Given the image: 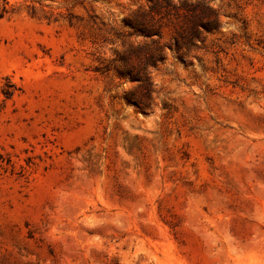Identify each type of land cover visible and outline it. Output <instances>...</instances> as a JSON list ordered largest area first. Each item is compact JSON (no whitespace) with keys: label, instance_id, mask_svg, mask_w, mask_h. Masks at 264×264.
<instances>
[{"label":"rangeland","instance_id":"rangeland-1","mask_svg":"<svg viewBox=\"0 0 264 264\" xmlns=\"http://www.w3.org/2000/svg\"><path fill=\"white\" fill-rule=\"evenodd\" d=\"M152 1L0 0V264H264V0Z\"/></svg>","mask_w":264,"mask_h":264},{"label":"trees","instance_id":"trees-1","mask_svg":"<svg viewBox=\"0 0 264 264\" xmlns=\"http://www.w3.org/2000/svg\"><path fill=\"white\" fill-rule=\"evenodd\" d=\"M202 4L204 5V8H201V12L208 13L211 10L210 6L204 2ZM166 6L168 7L172 6L173 8H176V5L172 2V0H153L149 8L141 12V15L138 21L139 26H137L139 27L140 31L145 34H150V35L156 34V35H159V37H161V32H160L161 30L158 26L159 18H157L156 16L159 15L160 17H162L164 14L163 7H166ZM188 10L192 11L191 13L193 14H197L196 8H193V9L189 8ZM199 23H201V20H199V17L198 19L193 20V23L190 26L192 33H196L199 31ZM125 61H127V59H125ZM125 71H128V73H130L134 77L139 78L141 81L148 84L149 77L146 71V66H142V69L140 68V70H134L128 65V68H126Z\"/></svg>","mask_w":264,"mask_h":264}]
</instances>
